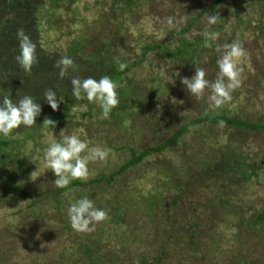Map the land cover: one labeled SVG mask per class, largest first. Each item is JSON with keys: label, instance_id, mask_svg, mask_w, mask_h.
Wrapping results in <instances>:
<instances>
[{"label": "rangeland", "instance_id": "obj_1", "mask_svg": "<svg viewBox=\"0 0 264 264\" xmlns=\"http://www.w3.org/2000/svg\"><path fill=\"white\" fill-rule=\"evenodd\" d=\"M32 1L26 16L39 18L36 40L43 56L58 59L81 41L79 50L87 57L100 49L102 58L138 62L117 84V91L125 89L124 97L135 103L128 108L119 100V110L105 119L83 96L59 128L45 126L31 134L14 151L12 167L0 166V264H235L236 258L242 260L236 264H264V225L245 226L264 207V131L205 122L111 183L73 186L108 177L133 151L165 142L204 113L264 123V0H228L204 14L186 38H197L202 27L219 37L194 65L163 60L157 52L143 57L142 50L166 42L176 47L177 33L187 22L169 28L166 18L190 19L215 0H140L130 9L123 0ZM4 2L0 22L7 14L9 1ZM212 13L222 21L209 26ZM236 40L246 51L239 64L241 84L229 102L210 108L207 90L201 98L191 97L181 80L202 67L206 79L214 81L216 47ZM33 90H27L29 96ZM36 96L40 115L50 118L52 108ZM62 130L90 147L110 150L103 161L89 163L85 179L63 189L53 184L56 177L43 160L44 149L60 139ZM245 174H251L247 181ZM5 176L8 186L28 193H10ZM84 196L107 212L90 233L74 231L67 215L70 204Z\"/></svg>", "mask_w": 264, "mask_h": 264}, {"label": "trees", "instance_id": "obj_2", "mask_svg": "<svg viewBox=\"0 0 264 264\" xmlns=\"http://www.w3.org/2000/svg\"><path fill=\"white\" fill-rule=\"evenodd\" d=\"M7 1H9V3L4 6L8 15H4V18H2L0 22V94H7L10 95L11 99L19 100L23 96L29 95L27 90H33L34 87L33 91H36L33 94V98L38 95L36 96V98L39 101H43L46 103V105H48L43 95L45 91L43 92L42 88H53V91H56L57 93V99L59 100L60 97L62 98V102L59 104L58 110H52L50 112V119L55 121L57 128H59L63 120H65L70 115L72 109L75 108L79 104V102H81L79 101V99L75 98L72 95L71 78L73 76H77L80 78L93 77L98 80L101 76L107 75L112 79L114 83L118 84L122 81L124 76L130 73L132 69L138 65V62L136 61L131 63H124L126 65V68L121 71L119 70V64L113 59V57L102 58L98 56L102 52V50L100 51V49L93 53V57H87L85 54H82V51L79 50V47L81 46V41H76L69 46L68 51L66 52L67 56L74 59L75 66L69 69L68 74L64 77L63 80H61L58 77L59 69L54 67L56 61L59 58H47L43 56L40 48H38V42L36 40L38 36L36 35V30L39 25V18L37 17V15L29 17L26 16V13L30 12V10H27L29 9V7H27L26 5L33 4V1L31 3L28 2L31 0ZM123 1L127 4L126 7L130 9L133 6V2H138L140 0ZM226 1L228 0H215L213 4L209 5L206 9H203L200 13L188 19L186 25H184L177 33L178 41L176 42V47H171V44L167 42L165 44L155 43L152 45H146L143 47L142 50L143 57L148 53L157 52L163 60H176L188 65H194L195 63H197V61H199V58L207 52L206 47H204V38L201 35L205 28L202 27L201 29H199L198 37L194 40L187 39L186 35L193 28L197 26L199 27L200 19L204 16V14L208 13L209 11L214 12V10H216L218 6L224 4ZM24 16L25 19H23ZM20 28H23L26 34H28L32 41L37 45L36 54L38 62L32 67L30 73H25L16 63L15 60V57L19 54V43L17 40L16 33L17 30ZM107 55L109 56V52ZM23 78L27 81L25 87L23 84ZM38 79L40 80V82H38ZM133 92L134 91H132V93ZM117 94L119 100H122L121 102H124L125 105L127 104L128 108L133 107L135 100L131 99L130 101L129 99L127 100V96L124 97L125 89H120L119 91H117ZM0 102H2V99H0ZM115 108L119 110L120 107L117 106ZM115 108L114 110H112L111 113H114L117 110H115ZM43 118L44 116L39 115V117L36 118V125L32 127L21 126L19 129L13 130V132L7 137L0 134V166L4 168H11L12 166H10L9 163L13 165L12 160L13 158L15 159L16 154L14 151L20 148V146H23L25 141L30 138L31 134L32 137L34 134H36V132H40L41 128L45 126L51 128V126L43 125ZM219 121H224L226 126H233L237 128L247 129L250 131H264V123L250 124L246 121L237 120L234 118L227 117L225 115H219L216 113H204L200 117L190 121L189 123L181 127L165 142L144 151H133L131 158L117 171L113 172L108 177L94 178L86 184H82L80 183V181H74L73 186L100 184L102 182L111 183L112 181H114L115 177L123 174L126 170L135 167L147 157L153 154L161 153L168 149L171 145L176 143L181 137V135L185 134L189 129L194 128L195 126L205 122L218 124ZM13 169L14 168H12V170ZM9 171L11 172L10 169ZM8 176L11 178V175ZM244 176V181H247L250 178L251 174H245ZM3 183L8 188L7 190L12 194L16 193L18 195H24L28 193V191H24V189L19 186H8V177L6 176L3 179ZM57 194L59 193L57 192ZM46 196H48L49 199L54 198V196H50V194H47ZM42 197V194L38 195V198ZM34 204L35 201L34 203H31L28 207H31ZM254 218L255 219L253 223H251L250 225L244 224L246 228L253 229L258 225H264V207L259 213L254 216ZM90 253L91 252H88L87 254L90 255ZM237 262L242 263V260L240 258H236V263Z\"/></svg>", "mask_w": 264, "mask_h": 264}, {"label": "clouds", "instance_id": "obj_3", "mask_svg": "<svg viewBox=\"0 0 264 264\" xmlns=\"http://www.w3.org/2000/svg\"><path fill=\"white\" fill-rule=\"evenodd\" d=\"M188 16L177 20L175 17H167L166 23L169 28H174L178 23H186ZM222 21L218 13H212L207 18L209 26L216 25ZM204 38V47L211 48V41L219 37V33L209 31L207 28L201 33ZM19 43V54L15 57L16 63L25 73H30L32 67L38 62L37 45L26 34L23 28L17 30ZM219 53L217 59L218 73L214 81L206 79V71L202 67H195V75L191 78H183L181 84L191 97L201 98L205 91L209 92L207 97L210 108H220L232 98V92L241 84V69L239 64L246 56V51L239 40L232 43L217 46ZM119 70L123 71L126 65L117 61ZM75 66L73 58L65 55L60 57L54 67L59 69L58 77L63 80L69 69ZM144 67H148L145 61ZM72 95L81 99L82 94L89 102L96 103L102 110V117L107 119L112 110L118 106L117 84L105 75L98 80L93 77L71 78ZM44 99L53 111H57L62 98L57 99L56 91L48 88L44 92ZM0 134L7 137L13 130L21 126L32 127L36 125V118L41 114L42 108L32 96L25 95L19 100L11 99L10 95L0 94ZM183 103V101H181ZM43 125L54 128L55 121L45 117ZM219 127H224L225 122L219 121ZM60 139L51 142L44 149V167L54 173L56 179L53 184L57 188H66L71 181L85 179L88 176V165L97 160L103 161L109 155V149L100 146H89L85 140H81L76 134L66 135L64 130L60 132ZM36 172V171H35ZM35 172L31 174L34 175ZM25 202V201H22ZM71 228L79 233H90L95 231L97 224L107 219V212L97 208L87 196L75 200L67 209Z\"/></svg>", "mask_w": 264, "mask_h": 264}]
</instances>
